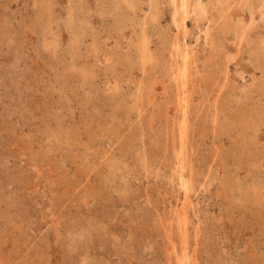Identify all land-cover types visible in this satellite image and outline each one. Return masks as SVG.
I'll list each match as a JSON object with an SVG mask.
<instances>
[{"label":"rangeland","instance_id":"1","mask_svg":"<svg viewBox=\"0 0 264 264\" xmlns=\"http://www.w3.org/2000/svg\"><path fill=\"white\" fill-rule=\"evenodd\" d=\"M0 264H264V0H0Z\"/></svg>","mask_w":264,"mask_h":264},{"label":"bare ground","instance_id":"2","mask_svg":"<svg viewBox=\"0 0 264 264\" xmlns=\"http://www.w3.org/2000/svg\"><path fill=\"white\" fill-rule=\"evenodd\" d=\"M182 7L184 8L183 11H185V9H186V8H185V5H183ZM183 70H184V69H182V71L180 70L181 73H183V75H181V77H180V80L182 79V77L184 76V73H185V72H183ZM184 71H186V70H184ZM182 83H183V82H182ZM180 179H181V178H180ZM183 180H184V179H183ZM180 261H181V260H180Z\"/></svg>","mask_w":264,"mask_h":264}]
</instances>
